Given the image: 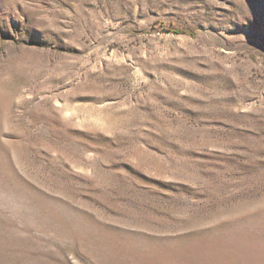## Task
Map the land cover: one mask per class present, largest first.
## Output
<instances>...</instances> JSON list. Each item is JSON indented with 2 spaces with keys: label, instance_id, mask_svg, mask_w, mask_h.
I'll return each instance as SVG.
<instances>
[{
  "label": "rangeland",
  "instance_id": "obj_1",
  "mask_svg": "<svg viewBox=\"0 0 264 264\" xmlns=\"http://www.w3.org/2000/svg\"><path fill=\"white\" fill-rule=\"evenodd\" d=\"M0 264H264V0H0Z\"/></svg>",
  "mask_w": 264,
  "mask_h": 264
}]
</instances>
